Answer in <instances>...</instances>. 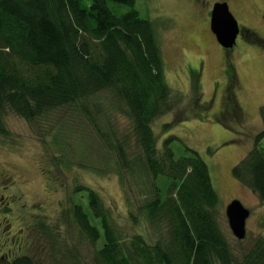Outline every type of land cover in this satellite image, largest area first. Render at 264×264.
<instances>
[{
    "label": "trees",
    "instance_id": "1",
    "mask_svg": "<svg viewBox=\"0 0 264 264\" xmlns=\"http://www.w3.org/2000/svg\"><path fill=\"white\" fill-rule=\"evenodd\" d=\"M136 2L0 0V137L11 135L6 121L10 115L32 124L49 122L57 111L70 109L80 115L77 126L89 120L106 140L104 148L117 154L134 230L122 234L103 195L77 185L72 193H84L87 206L71 197L56 224H39V235L48 241L47 253L39 258L20 255L10 264H264V234L241 258L222 232L219 196L205 160L191 148L177 158L172 144L179 138L171 136L161 144L154 132L160 117L179 111L184 95L168 84L159 25L142 18ZM123 7L128 11L122 12ZM108 96V106L125 114L133 127L139 152H132V159L126 149L129 137L122 140L113 124L102 127L91 112L95 99L97 114L104 111L98 100ZM260 111L263 129L232 173L264 202V150L259 147L264 139V105ZM82 134L81 139L89 138ZM53 140L62 154L54 158L56 164L70 167L65 156L70 140ZM83 161L82 170L100 176L110 173L106 164ZM123 169L132 183L124 180ZM160 181L168 186L163 189ZM94 220H99L102 231ZM142 224L155 235L151 244L139 232ZM74 227L79 230L75 239L69 233ZM85 241L92 245L90 256L81 249Z\"/></svg>",
    "mask_w": 264,
    "mask_h": 264
},
{
    "label": "rangeland",
    "instance_id": "2",
    "mask_svg": "<svg viewBox=\"0 0 264 264\" xmlns=\"http://www.w3.org/2000/svg\"><path fill=\"white\" fill-rule=\"evenodd\" d=\"M114 6L110 3V7ZM199 6L193 0L136 2L135 7L141 17L159 25L168 84L184 95L179 111L160 117L153 129L161 144L168 137L179 138L172 144L177 158L188 155L186 148H191L208 164L219 196L220 228L236 256L242 258L255 240L264 234V202L232 173L255 146V138L263 129L260 110L264 105V46L252 44L251 40H240L233 51L222 49L207 31L206 7L204 4ZM263 9V0H236L231 12L240 25L249 26L257 33L255 38L264 39V23L260 18ZM127 11V7L122 8V12ZM229 66L235 71L238 100L229 96L234 84L231 81L227 85L226 70ZM109 97L98 100L104 111L97 114L93 105L97 104L95 99L91 112L97 116V121L100 119L102 127L110 128L113 124L122 140L129 137L131 145L126 149L132 159L131 153L139 152L133 127L125 114L108 106ZM62 113L61 110L54 113L49 122L40 120L32 124L15 115L6 119L11 135L0 137V264H10L20 255L39 258L47 253L48 241L39 235V224H56L61 211L70 204L71 197L87 206L84 193L77 196L72 193L77 185L94 188L103 195L122 234L134 231L128 217L129 207L118 174L115 150L104 148L106 140L89 120L80 122L79 127L76 120L80 115L76 111L65 109ZM166 125L170 126L165 128ZM82 133L88 134L89 138L81 139L79 135ZM54 137L59 141L63 138L65 143L70 140V148L65 149L66 153L64 151L66 160L70 162L68 168L61 167L54 160L62 155L56 148ZM259 147L264 150V139ZM86 159L93 166L106 164L111 167L110 173L100 176L90 170H82L79 164ZM122 175L127 184L133 182L125 169ZM160 186L165 189L168 182L160 181ZM234 200L240 201L250 211L243 241L233 235L226 215L227 207ZM94 224L101 230L99 220H94ZM65 228L63 225L62 232ZM139 232L148 243L155 240L146 224H142ZM69 233L74 234L75 239L79 230L74 227ZM67 234L68 230L62 236ZM101 235L100 246H103V232ZM80 246L83 253L92 254L90 243L85 241Z\"/></svg>",
    "mask_w": 264,
    "mask_h": 264
},
{
    "label": "water",
    "instance_id": "3",
    "mask_svg": "<svg viewBox=\"0 0 264 264\" xmlns=\"http://www.w3.org/2000/svg\"><path fill=\"white\" fill-rule=\"evenodd\" d=\"M211 28L218 43L224 49L234 48L240 34V26L227 3L215 4L212 11ZM226 215L235 238L240 241L245 240L247 234L246 225L250 217V211L240 201L234 200L227 207Z\"/></svg>",
    "mask_w": 264,
    "mask_h": 264
},
{
    "label": "flooded vegetation",
    "instance_id": "4",
    "mask_svg": "<svg viewBox=\"0 0 264 264\" xmlns=\"http://www.w3.org/2000/svg\"><path fill=\"white\" fill-rule=\"evenodd\" d=\"M193 1L197 4L198 7H200L199 6L200 4H202V5L204 4V7H206L205 13L207 16V31L210 35H212V36H214V38H216V36H215V34L211 28V17H212V11H213L215 4L227 3L229 6V9L231 11V9H234V5H235L236 0H193ZM263 3H264V0H263ZM260 18L262 19V21L264 23V9H263V12L260 13ZM238 23L240 26V34L238 35L236 45L238 44V42H240V40L241 41L247 40L248 42H250V40H251L250 43H252V44L258 45V43H259V44H261L260 46H264V39L263 38H255L254 36L257 33L254 30H252V28L250 29L249 26L244 27V26L240 25V22H238ZM252 37H254V39H252ZM216 40H217V38H216ZM236 45L232 49H225V50L233 51L234 49H236ZM221 48L224 49L222 46H221ZM228 68L229 69L226 70L227 85H230L231 81H234L235 71L233 68H230V66ZM236 86H237V83L235 84V81H234V84L231 85V90H230V94H229L230 99L234 98L235 100L236 99L238 100V93H237L238 87H236Z\"/></svg>",
    "mask_w": 264,
    "mask_h": 264
}]
</instances>
